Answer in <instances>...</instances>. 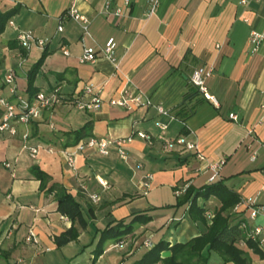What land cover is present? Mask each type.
Returning <instances> with one entry per match:
<instances>
[{
	"label": "crops",
	"instance_id": "1",
	"mask_svg": "<svg viewBox=\"0 0 264 264\" xmlns=\"http://www.w3.org/2000/svg\"><path fill=\"white\" fill-rule=\"evenodd\" d=\"M244 1L160 0L156 12L149 14L148 0H0L1 11L16 9L9 20L19 30L47 38L49 43L44 48L48 56L34 84L39 91L57 88L65 98L43 110L38 120L15 123L16 134L0 132V247L9 251V264H52L46 254L57 249L54 236L72 224L57 212L54 195L39 191L40 182L30 173L32 166L49 173L53 181L62 182L81 203L84 216L88 207L94 208V217L87 218L90 224L80 230L75 241L82 245L81 251L69 258V264H92L99 238L95 232L108 220L127 219L135 212L148 211L152 221L136 225L121 248L114 247L116 241L107 240L95 264H133L150 250L143 247L145 241L153 246L162 239L171 246L204 234L220 202L213 197L198 200L205 209L206 226L192 221L189 205L173 206L187 188L208 186L213 174L239 196L240 202L230 215L244 212L248 219V211L241 205L248 200L264 207V119L260 117L264 0ZM70 7L88 17V33L70 18L61 20ZM106 7L121 8L124 14L110 16ZM8 21L0 34L1 93L9 99L24 98L26 73L43 49L21 48L17 30ZM59 24L62 32L58 31ZM251 32L263 34L255 52L248 42ZM109 41L116 44V65L102 56L92 63L79 61L84 45L99 52ZM64 49L68 55H63ZM204 67L213 70L206 89L216 105L190 83L191 73ZM10 69L15 71V81L7 86L4 77ZM125 79L130 80L131 90L166 109L169 116L159 115L154 107L127 111L109 106L108 101L117 98L125 86ZM88 82L98 86L104 102L94 112L77 110L73 104V98ZM2 112L0 108V118ZM233 113L237 122L228 118ZM157 123L167 124L166 138L186 136L194 142L204 159L198 160L196 153L180 146L172 151L164 149ZM86 124L92 137H132V142L122 147L128 159L122 161L112 145L109 156L85 149L75 155L74 167H68L59 153L75 145L67 132ZM138 131L152 136L151 143L135 136ZM23 144L38 145L40 155L32 158ZM253 154L254 161L250 159ZM210 165L218 169L212 171ZM98 178L105 180L108 188ZM181 190L185 192L176 196ZM92 194L97 203L91 200ZM252 222L246 220L250 227L264 228V217ZM30 232L36 240L27 243ZM239 245L246 248V240ZM169 255L167 251L161 256ZM215 255L207 249L202 252L208 256V263L215 257L222 264V258Z\"/></svg>",
	"mask_w": 264,
	"mask_h": 264
},
{
	"label": "built area",
	"instance_id": "2",
	"mask_svg": "<svg viewBox=\"0 0 264 264\" xmlns=\"http://www.w3.org/2000/svg\"><path fill=\"white\" fill-rule=\"evenodd\" d=\"M159 3L160 0H148L149 14H154L156 12ZM241 3H245V1L242 0ZM106 8H108L106 9V12H108V15L110 16L118 18L123 16L124 14V11L121 8H117L115 10H109V7ZM62 14L63 15L61 16V20L62 18H70L74 20V22L80 24V26L83 28L82 30L84 31V33H88L90 26L88 17L85 14L75 10L74 7L66 9ZM8 25L17 30L16 40L20 44V47L25 49L26 51H29L32 47L44 49V46L49 43L47 38L44 39L34 36L30 30H19L12 20L8 21ZM57 28L58 31L62 32L63 28L60 24L57 26ZM262 39L263 34L251 32L248 42L253 52L257 51ZM115 48L116 44L113 41H109L105 45V47L102 48L99 52H96L95 48L93 47L90 48L89 46L84 45L82 53L80 54L81 56L78 59L80 62L92 63L98 57L102 56L103 58L108 59L113 65H116V57L114 53ZM64 54H69L67 49H64L63 55ZM212 71V68L209 67L195 69L190 75V83L195 88H197L198 91H200L204 99L206 98L209 102L216 105L215 98L211 96L206 89V80L209 78V76H211ZM8 72L9 73L6 74L4 77V83L7 84V86L13 84L15 81V71L10 69ZM125 81L126 84L119 92L118 97L108 101L109 106L118 109H125L127 111H133L139 107H154V109L159 115L169 116V113L166 109L153 105L151 101L147 99L143 94L131 90L128 86L130 84V80L125 79ZM1 88L2 86L0 85V108L3 110L2 116L0 118V132H8L11 136L16 134L17 131L15 123L20 122L22 124H26L34 119L38 120L41 114H43V110L52 108L56 104H60L63 100H65V98L58 91L57 88L52 89L51 92L39 91L38 94L34 96V99L32 101H30L26 97L23 98L21 96H16L13 99H9L2 95ZM11 92H13V89H11ZM103 103L104 102L102 96H100L98 92V86L94 82H88L83 85L77 96L73 98V104L77 108V110H88L94 112L95 110L100 108ZM260 103V117L262 120L264 119V93L261 96ZM228 118H230L233 122L238 121V118L234 113L229 114ZM156 126L160 130V136L158 138L162 141L164 149L166 148L168 151H172L174 147L180 146L188 152L196 153V158L198 160L202 161L204 159L196 144L194 142L189 141L186 136H179L175 139L166 138L164 133L167 130V124L157 123ZM135 136H138L147 143H151L153 139L152 136L141 131H138ZM26 138L27 134L23 136L24 140ZM131 142L132 137H128L123 140H107L102 137L89 136L84 139H81V141H78L73 147H70L68 150H60L59 153H61L62 156L65 158L68 167H74L73 165L75 161V155H77L78 153H82V151H84L85 149H92L94 152L103 155V157H107L110 154V151H108L110 146L115 145L117 147L119 158L122 161H126L128 159V156L126 151L123 150L122 147L123 144ZM23 148L25 151L27 150V152L31 155L32 158H36L40 155V147L38 145L32 146L28 144H23ZM47 151L54 154L51 148H47ZM250 159L254 161L255 155H251ZM5 166L9 167V164L5 163ZM139 167L140 166H138L137 168ZM208 168L212 171H216L218 169V166L210 165ZM216 177V174H213L210 177V183L216 182ZM98 179V182L103 187H105V189L108 188V184L105 182V180L100 178ZM182 192H185V190L177 191L175 192V195L179 196ZM90 198L93 202L97 203L98 199L95 194H92ZM241 205L244 207L245 211H248V221L252 222L259 217H264V207L256 205L254 201H244L241 203ZM240 229L243 230V241H257L264 250V228L257 225H252V227H250L246 222H244L240 225ZM34 240H36L34 238V234L30 232L28 237L26 236V241L27 243H30L34 242ZM243 241H241L240 243L243 244ZM123 244V241H120L117 242L114 247L121 248ZM142 244L143 247H145L146 249L152 248V243L150 241H145Z\"/></svg>",
	"mask_w": 264,
	"mask_h": 264
},
{
	"label": "trees",
	"instance_id": "3",
	"mask_svg": "<svg viewBox=\"0 0 264 264\" xmlns=\"http://www.w3.org/2000/svg\"><path fill=\"white\" fill-rule=\"evenodd\" d=\"M16 9H10L6 12L0 10V34L5 31V27L9 18L13 17ZM41 57L36 63H33L26 73L27 85L26 98L32 101L34 96L39 92V88L34 84L37 73L40 67L48 56L46 48L43 49ZM68 136H72L73 144H76L81 139L91 135L90 125L86 124L80 129H74L67 132ZM31 175L40 182L39 191L46 194H53L54 200L57 203V212L68 218L72 222L70 228L54 236L56 248H60L79 237L80 230L90 224L87 218H93V207H88L87 216H84L81 203L69 193L60 181H53L52 176L38 166H32ZM215 198L220 202V208L213 213L211 223L206 227V232L197 238L183 244H173L169 246L165 241L159 239L155 242L152 248L145 253L142 258L133 264H192L195 263L207 264L208 256H202V252L207 249V252H215L222 258L223 263L232 264H248L246 251L249 250L257 254L261 259L264 258V250L257 241H246V248L238 247L239 241L244 239L243 230L240 225L246 222L245 213L239 212L237 216L230 215L231 210L240 202L239 196L225 185L224 180H219L210 183L208 186L199 189L187 188L181 199H177L175 208L189 205L188 214L194 223L200 222L206 226L207 217L205 216L204 206L198 203V200L203 202L209 198ZM151 216L148 211L135 212L127 219L108 220V222L95 233L99 238L95 244L91 263L95 264L96 259L100 257L104 251V243L109 241L120 242L130 235L136 225H145L151 222ZM170 252L169 256L162 257V253ZM9 251L0 247V264L9 263ZM69 264V263H67Z\"/></svg>",
	"mask_w": 264,
	"mask_h": 264
},
{
	"label": "rangeland",
	"instance_id": "4",
	"mask_svg": "<svg viewBox=\"0 0 264 264\" xmlns=\"http://www.w3.org/2000/svg\"><path fill=\"white\" fill-rule=\"evenodd\" d=\"M252 223H250V225ZM78 238L76 240H73L74 242H71L72 244L70 245L66 244L58 249L53 248L51 252L47 253L46 255L51 258L52 264H67L69 258H72V256L80 252L82 245L81 244L79 245L77 242H75L78 240ZM239 244L238 247L240 246ZM245 251L248 259V264H264V259L263 260L260 259V257L257 254H254L249 250H245ZM219 263L220 261H218L217 258L212 257V259L209 261L208 264H219ZM5 264H9V263H5ZM192 264H200V262L198 263L193 262ZM227 264H232V263H227Z\"/></svg>",
	"mask_w": 264,
	"mask_h": 264
}]
</instances>
